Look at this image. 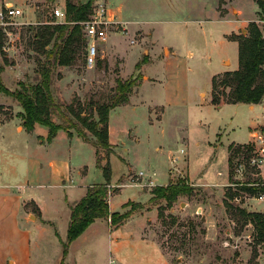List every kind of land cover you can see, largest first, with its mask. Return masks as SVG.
<instances>
[{
    "label": "rangeland",
    "instance_id": "1",
    "mask_svg": "<svg viewBox=\"0 0 264 264\" xmlns=\"http://www.w3.org/2000/svg\"><path fill=\"white\" fill-rule=\"evenodd\" d=\"M258 1L95 0L94 7L103 4L113 22L104 26L108 39L99 44L93 67L87 65L84 46L73 66L56 68L52 90L63 104L87 107L92 101L110 102L118 81L136 79L127 106L112 110L109 117L117 145L109 158L111 183L118 186L109 187L108 202L114 212L134 211L128 226L117 232L110 222L97 223L64 258L61 242L67 228L64 232L59 194L48 192L46 213L63 241L55 234L43 235L44 264H110L112 257H152L153 252L131 238L142 227L170 264H264V244L255 243L254 227L232 217L237 209L264 213L259 195L241 190L249 182L263 188L264 166L253 168L245 154L229 161L230 146H251L254 132L264 134V100L252 110L245 104L217 108L208 97L212 78L234 71L238 63L237 46L229 41L238 43L251 24L263 29L264 10ZM6 2L25 12L16 24L0 27L3 84L15 91L19 82L39 81L46 59L37 51L34 35L42 23L53 21L52 9L65 7V0H0V10ZM120 8L125 19L118 18ZM14 106L3 111L0 105V123L15 115ZM186 134L189 144L183 140ZM80 155L87 173L81 179L74 170L75 184L105 182L90 152ZM238 161L246 166L243 175L235 173ZM169 184H184L193 192L172 207L151 200L152 189ZM128 203L137 206L124 209Z\"/></svg>",
    "mask_w": 264,
    "mask_h": 264
},
{
    "label": "trees",
    "instance_id": "2",
    "mask_svg": "<svg viewBox=\"0 0 264 264\" xmlns=\"http://www.w3.org/2000/svg\"><path fill=\"white\" fill-rule=\"evenodd\" d=\"M95 0L84 3L83 0H65L66 22L64 24L43 25L34 35L38 52L45 55L46 63L42 66L37 83L19 82L18 89L11 91L3 84L4 67L0 65V93L12 98L21 107L20 115L23 127L28 133H33L35 127L48 129L47 142H52L59 132L72 135L76 133L84 142L96 149V165L101 169L105 182L89 187L85 197L71 208L67 240L61 242L64 258L67 257L70 245L81 237L96 220L110 222L113 229L123 226L133 215V211L111 213L109 206V186L112 179V169L109 158L114 154L109 140V117L112 110L125 106L129 102V94L134 87L132 82H117L116 93L110 102H90L87 107L81 102L66 105L58 101L53 94V74L58 67H71L77 60V54L87 46L84 37V26L94 12ZM258 4L264 10V0ZM4 35L0 30V48ZM239 67L232 72L212 78L211 104L217 108L224 105L245 104L260 105L264 100V40L260 29L251 24L245 35L237 38ZM51 48H48L50 47ZM48 48V50H47ZM139 70V65H137ZM89 112L86 114V112ZM97 115L95 119L94 115ZM232 162L237 154H245L248 162L253 148L250 145L230 146ZM256 182L243 186L245 193L250 195L264 194V187L256 188ZM259 185V184H258ZM193 189L184 184H169L157 186L151 190V200H164L172 207L179 197L190 196ZM229 198L234 194L229 193ZM137 206L128 203V206ZM140 207V206H139ZM232 217L239 218L244 224H251L255 230V243L264 244V213L247 212L237 209ZM253 248V256H257Z\"/></svg>",
    "mask_w": 264,
    "mask_h": 264
},
{
    "label": "crops",
    "instance_id": "3",
    "mask_svg": "<svg viewBox=\"0 0 264 264\" xmlns=\"http://www.w3.org/2000/svg\"><path fill=\"white\" fill-rule=\"evenodd\" d=\"M116 12L119 19L122 16V19H125L121 8ZM229 42L234 43L238 50V43ZM238 67L239 62L234 71ZM232 71L228 69L222 73ZM4 74L5 71L2 78H4ZM203 95L204 93L201 94V97ZM4 96H0L2 98L0 105L4 107L3 111H7L15 104L9 101L10 97ZM208 97L211 99L210 94ZM256 106L249 107L253 110ZM14 107L15 115L0 123V264H44L45 251L41 246L43 235L52 236L55 234L63 241L57 232L56 223L46 213L44 203L49 197L48 195L51 196L49 193H53L54 190L59 194L57 200L60 207L58 210L63 213L64 232L67 228L68 233L71 208L85 197L89 187L104 182L75 184L74 170L77 169V175L81 179L87 173L86 163L80 153L90 152L91 157L93 156L92 159L94 158L96 162V149L92 145L84 142L77 134L69 135L63 131L59 132L52 142H47L48 129L38 125L33 133H28L23 127L20 117L21 107L17 104ZM122 107L125 106L117 108ZM112 139L113 131L110 125L109 140L114 150L117 145ZM183 140L189 144V134H186ZM249 142L250 138L246 143ZM117 186L118 184L111 183L109 187ZM110 212L117 213L111 209ZM131 217L121 228L128 226ZM103 222L107 224L109 221L96 220L90 228ZM118 229L115 231L117 232ZM135 232L131 238L138 242L140 247L153 252L152 257L145 256L139 261L135 254L125 257L118 256L116 259L112 257L110 264H112L111 262L116 264H170L158 242L153 238L146 237L144 227ZM85 233L70 245L66 258H69L71 249L77 242L83 241Z\"/></svg>",
    "mask_w": 264,
    "mask_h": 264
},
{
    "label": "built area",
    "instance_id": "4",
    "mask_svg": "<svg viewBox=\"0 0 264 264\" xmlns=\"http://www.w3.org/2000/svg\"><path fill=\"white\" fill-rule=\"evenodd\" d=\"M25 12L20 7L15 6L10 2H6L3 8L0 10V27H7L16 24L17 20L23 19ZM51 18L53 21L42 23L43 25L50 24H64L66 22L65 7L56 6L51 11ZM113 22L107 15V8L101 4L95 6L94 12L90 19L83 24L84 37L87 44V65L93 67L96 64L98 46L101 43H105L108 39V35L104 26H109ZM264 40V21L263 29L261 30ZM254 142L251 146L253 148L252 156L249 160L250 165L253 168H261L264 166V134L254 132L252 135ZM183 152V151H182ZM246 171V166L242 161H238L235 167V173L243 175ZM264 187V185H263ZM258 200L264 201V194H259ZM115 264V262H111Z\"/></svg>",
    "mask_w": 264,
    "mask_h": 264
},
{
    "label": "water",
    "instance_id": "5",
    "mask_svg": "<svg viewBox=\"0 0 264 264\" xmlns=\"http://www.w3.org/2000/svg\"><path fill=\"white\" fill-rule=\"evenodd\" d=\"M203 222H205V218H203Z\"/></svg>",
    "mask_w": 264,
    "mask_h": 264
}]
</instances>
